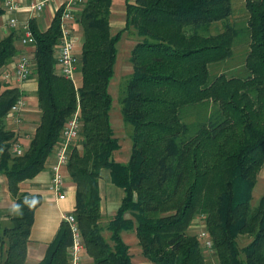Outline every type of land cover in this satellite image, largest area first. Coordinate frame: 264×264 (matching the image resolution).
<instances>
[{
	"label": "trees",
	"instance_id": "16d2710c",
	"mask_svg": "<svg viewBox=\"0 0 264 264\" xmlns=\"http://www.w3.org/2000/svg\"><path fill=\"white\" fill-rule=\"evenodd\" d=\"M111 3L85 0L78 13L83 34L78 97L56 67L59 12L44 31L29 21L41 115L21 155L11 154L17 134L5 119L22 92L2 84L0 173L6 176L16 214L10 226L0 227L1 264H25L34 210L42 198L20 192L19 183L44 168L78 106L80 132L66 167L76 185L73 214L94 264H132L123 230L135 231L143 255L154 264H206L200 239L188 233L196 216L212 240L218 264H264V193L251 205L264 165V0L245 1L244 28L229 22L231 0H125V23L115 33ZM216 22L222 30L210 34ZM130 27L140 39L130 51L132 72L120 99L122 119L131 126L129 159L121 163L112 158L120 144L110 123L108 86L116 44ZM244 32L246 74L211 77L209 65L228 59ZM16 34L12 30L0 37V71L17 53ZM208 103L212 109L203 121L182 122L183 107ZM102 168L124 192L105 226L108 240L99 224ZM241 235L250 238L243 247L237 243ZM70 241L63 221L37 264H67Z\"/></svg>",
	"mask_w": 264,
	"mask_h": 264
},
{
	"label": "crops",
	"instance_id": "0c3cea01",
	"mask_svg": "<svg viewBox=\"0 0 264 264\" xmlns=\"http://www.w3.org/2000/svg\"><path fill=\"white\" fill-rule=\"evenodd\" d=\"M16 1L21 7H24L20 12L16 14L18 21L21 23L24 22L25 20H28L31 15V12L28 9H25V7L36 0H16ZM84 1L85 0H83V2ZM129 1L133 2L134 0H129ZM55 5H56L55 1L51 2L49 5L45 6L35 17L32 18L34 19V22L39 28V30L44 31L50 26L51 21L55 15L54 12ZM0 7L3 10V0H0ZM6 18L7 15L3 11V13L0 15V37L9 34L13 30L5 25ZM109 19H110L111 33H115L118 29L124 26L125 0H117V1L112 0ZM74 29L78 33L80 38V42L78 43L77 46L80 54L81 40L83 34L78 21L75 23ZM15 33L17 34L15 37L14 45L17 49V53L14 56V58L6 65V67L9 68L13 67L16 61V57L20 52H28V50L33 58L32 61L34 62V46L24 48L18 40L19 39L18 31H15ZM124 33H127V31L123 32V34ZM133 46L134 44H132L131 49ZM129 57H130V53H129ZM127 66L128 63H126V65H123L121 69L123 68L126 69ZM130 69L132 70V64ZM78 73L81 77L79 68L77 70L76 75ZM15 86L18 87L22 92V97L25 100V106L23 111L21 112L20 123L16 124L13 121L12 117L8 116V118H6L7 120L6 127L7 128L10 127L8 129L14 131L15 130L20 131L19 132L20 134L26 137L27 136L30 137L34 132L36 126L38 125V123L34 124L33 121L35 120V118H38L40 120L39 116L41 115L40 109L37 104V96H36L37 83H36V74L34 73V66H33L31 78L28 81L21 84L15 83ZM75 86L77 87L81 86V78L79 81L78 78L76 77ZM109 117L111 123L110 111H109ZM111 127H112V123H111ZM121 132H124L129 136V132L125 127H121ZM21 140L26 147L28 143L27 138H21ZM77 147L81 148L79 144H77ZM112 158L116 162L126 163L129 157L123 151H121V145H120L119 148L113 152ZM55 161H56V157L53 149L52 153L46 159L44 168L34 178L19 183L20 192H24L28 194H39L42 198L41 203L34 210L33 222L27 243V256H26L25 264L39 263V261L43 258L46 252L47 246L53 240V238L55 237L56 233L58 232L63 222L62 216L68 213H73V209L75 206L76 185L72 181L66 165L63 166L60 170L63 178V193L65 197L63 199H58L57 198L58 194L54 193L52 190L48 188V185L52 178L51 165ZM257 177L258 178L261 177L264 179V165L260 169ZM98 184H99V194H100V215H101L99 224L103 227L102 235L108 240L110 236V231L107 230L105 226L108 223L109 219L117 212L122 197L124 196V192L121 188L115 186L112 183L109 170L105 168L101 169ZM15 214H16V210L14 209V198L8 190L6 176L0 173V227H7L6 221L9 220L10 217L14 216ZM102 222H104V224ZM121 237L123 241L128 245V251L130 254V260L132 264H154L143 255L142 249L138 243V239L135 235L134 230H123L121 232ZM5 248L6 245L4 246L3 249L5 250ZM138 253L140 256H138ZM82 254H83L82 264H94L92 259L88 256L86 252V247H84V251ZM134 254H135V258H134ZM2 257L3 254L0 251V258ZM67 264H68V249H67Z\"/></svg>",
	"mask_w": 264,
	"mask_h": 264
},
{
	"label": "built area",
	"instance_id": "2783aa9c",
	"mask_svg": "<svg viewBox=\"0 0 264 264\" xmlns=\"http://www.w3.org/2000/svg\"><path fill=\"white\" fill-rule=\"evenodd\" d=\"M55 1L54 12H59V40L54 46L56 57V67L59 74L70 80L75 85L74 75L79 68L80 54L78 51V43L80 38L74 29L77 22L78 13L81 10L83 0H36L25 7L31 12L30 18L24 22H19L16 14L24 7H21L16 0H3V11L7 15L5 25L18 31L19 42L22 46L28 48L34 46L35 39L30 29L29 21L35 17L45 6ZM28 52H20L13 67H5L1 72V79L6 83L21 84L28 81L32 76L34 62L32 56L30 58ZM25 106V100L21 96L12 105L8 116L12 117L16 124L21 121V112ZM79 106L64 123L59 135V139L54 146L56 161L51 165L52 178L48 188L58 194V199L65 197L63 193V178L61 168L67 164L71 146L76 143L80 132V113ZM17 141L12 144L10 151L14 155H21L25 150L21 138L24 136L17 131ZM26 135V134H25ZM28 138V136L26 137ZM63 221L67 224L71 236L68 246V264H82V253L84 251V240L80 232V228L73 213L62 216ZM202 246L211 250L213 247L212 240L209 238L205 230L197 233Z\"/></svg>",
	"mask_w": 264,
	"mask_h": 264
},
{
	"label": "rangeland",
	"instance_id": "374dc122",
	"mask_svg": "<svg viewBox=\"0 0 264 264\" xmlns=\"http://www.w3.org/2000/svg\"><path fill=\"white\" fill-rule=\"evenodd\" d=\"M245 1L246 0H231L232 13L229 17V22L236 28H244L246 26V20H247L248 14H247V11L244 5ZM221 30H222L221 22H216L210 26L209 33L215 34ZM139 39L140 37L138 36V34L136 33L133 27H130L127 30V33H124L122 35L120 41L116 45L117 46V58H116V62L114 65V75L112 79L110 80V83L108 86V91L110 92L113 98L112 107L110 110L112 128L114 129V135L118 138L119 144L121 145V151H123L128 157H129L130 148H131V141H130L131 126L128 124H125L122 119L120 99L123 94V89L125 87L126 80L132 71L130 69L131 63L129 61L130 49H131L132 44H135ZM247 43H248L247 35L244 32L242 36L236 39L235 45L232 48V55L228 59L222 62H217V63H213L209 65L210 76L213 77L220 73H224L227 76L245 75L246 72L244 69V59H245L246 52L248 50ZM126 63H128V66L126 67V69L124 68L121 69L123 65H126ZM1 72L2 71H0V92L3 89L1 85L3 83H6L1 79ZM76 77L80 81L81 77L79 73L77 75L76 74L74 75L75 79ZM9 84L15 86V83H9ZM72 85L78 97L77 90L80 86L77 87L74 84ZM211 109H212L211 103L185 106L180 110L181 116H182V122L188 123L190 125H195L196 123L203 121L208 116ZM79 113H80V110H79ZM6 121L7 120L5 119V124L7 126ZM33 123L34 124L39 123V119L35 118ZM121 127H125L128 130L129 136L126 133L121 132ZM15 131L16 133H18L17 130ZM22 138H26V136ZM11 154L14 155L12 152ZM263 193H264V179L261 177L259 178L257 177L256 184L252 190V199H251L252 206L257 205L259 198L261 197ZM102 223L104 224V222ZM6 225L7 226L11 225L10 219L6 221ZM200 230H205L204 223L199 216H196V218L194 219V221L192 222L191 226L188 229V233L197 235V233ZM249 240H250L249 236H246V235L239 236L237 238L238 246L243 247L244 245L247 244V242H249ZM201 249H202V253L204 255L206 264H218V260L213 250V247L211 250H208L202 246ZM138 256H140L139 253H138ZM134 258H135V254H134ZM1 261H2V258H0V264H1Z\"/></svg>",
	"mask_w": 264,
	"mask_h": 264
}]
</instances>
